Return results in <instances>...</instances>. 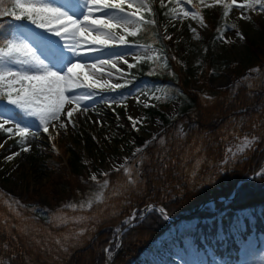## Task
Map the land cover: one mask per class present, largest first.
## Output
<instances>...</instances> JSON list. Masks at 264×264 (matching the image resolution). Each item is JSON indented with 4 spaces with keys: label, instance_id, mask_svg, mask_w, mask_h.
<instances>
[{
    "label": "trees",
    "instance_id": "obj_1",
    "mask_svg": "<svg viewBox=\"0 0 264 264\" xmlns=\"http://www.w3.org/2000/svg\"><path fill=\"white\" fill-rule=\"evenodd\" d=\"M144 1L148 10L143 12L136 35L129 39L150 44L163 54L164 66L155 70L151 81L181 99L184 113L180 119H185L188 128L183 131L176 121L165 120V129L156 139L144 143L136 138L140 149L128 171L121 169L98 181L78 175L73 154L74 177H61L54 185L62 190L67 209L59 206L55 213L76 212L81 215L76 216L77 222L47 220L22 200L0 190V264H105L104 249H111L115 229L134 209L147 206L162 207L178 221L169 224L155 209L148 212L116 241L120 244L112 250L111 264H140L152 254L164 255L166 244L172 250L178 244L189 264H202L204 259L196 255L198 252L204 254L208 264H222L226 259L235 264L243 261L247 244H254L257 252L261 250L264 39L247 40L249 56L245 63L230 64L234 83L215 89L210 84V72L222 61L212 56L210 44L221 33L223 14L212 8L202 10L210 33L201 62L199 90L192 91L191 71L181 65L175 44L162 33V24L176 17L177 0ZM150 70L151 65L144 62L138 69L130 68L147 78ZM144 110L148 116L158 113L151 106ZM258 171L256 177L239 184L236 197L227 201L240 180ZM211 199L223 200L216 201L212 209L208 205L193 213ZM182 222L186 225L181 226ZM184 241H190L193 247ZM157 264L164 263L157 260Z\"/></svg>",
    "mask_w": 264,
    "mask_h": 264
},
{
    "label": "rangeland",
    "instance_id": "obj_2",
    "mask_svg": "<svg viewBox=\"0 0 264 264\" xmlns=\"http://www.w3.org/2000/svg\"><path fill=\"white\" fill-rule=\"evenodd\" d=\"M48 2L77 19H82L87 11L83 0H48ZM130 2L135 7L141 8L140 13L145 10V4L140 0H130ZM245 2L246 0H237V4ZM9 4L10 0H0V13L18 12L15 6ZM175 8L176 17L162 25V33L166 39L171 37L179 51L181 65L191 71L189 88L197 91L201 62L206 53V39L210 33L203 19L202 10L212 8L223 14L224 7L223 4H216L215 0H205L204 3H201V0H190V2L182 0L175 5ZM183 10L198 12L203 23L192 20L191 16L184 17ZM126 11H133V9H126ZM132 21L128 27L135 30L138 19L133 17ZM223 21L224 26L220 35L210 44L212 56L222 61L221 66L215 65L210 72V84L215 89H225L234 83V73L230 64L245 63L249 56L247 40L262 41L264 39V12L258 7L254 11L247 9L241 11L234 5L229 10L228 16L223 15ZM193 28L196 29L195 32L192 31ZM116 34L119 36L122 33L117 30ZM0 35H4L2 44L7 39V41L27 45L33 56L49 71L58 74L67 73L68 67L75 62H80L85 65L83 72L87 73L91 79L99 81L95 89L73 86L72 92H66V99H70L71 103L65 105L58 119L49 121L47 133H44L37 116L28 114L6 98H0V119H7L29 130L27 136L22 137L12 123L0 128V190L22 200L37 213L44 215L47 220L56 219L59 223L77 222L79 219L76 216H81L74 214L76 212L73 211L55 213L59 206H64L60 209H67L68 203L63 201L65 198L62 190L59 188L56 190L54 185L61 180V177L64 179L74 177L73 174L76 172L73 173L74 167L71 160L73 154L76 157L78 175L91 181H98L109 173L121 169L128 171L132 158L136 155L137 149H140L136 138L143 139L144 143L149 142L153 137L156 138L165 129V120L176 121L178 128L183 131L188 128L185 119H180L184 113L181 99L168 95L163 85L159 83L153 85L151 81V78L155 76V70L164 66L163 54L154 47L128 43L126 45L112 44L108 48L87 45V48L96 47L101 50L97 53H89L85 50L81 55H75L65 47L61 37L37 27L27 19L15 20L11 15H0ZM224 37L229 39L225 40ZM67 42L72 41L68 38ZM117 57H124V59L118 60ZM101 59L114 62L116 67H112L111 64H98L100 71H96L91 65ZM141 60H145V64L152 67L148 74L149 79L137 81L138 75L130 72L129 65L138 69L137 63ZM0 70H28L31 73L36 69L30 64L25 65L9 58L0 63ZM109 72L111 75H108ZM113 83L121 87L113 90L110 88ZM149 106L154 107L158 113L148 116L144 108ZM70 110L73 113L72 117L67 116ZM129 116L137 117V119L130 121ZM8 128L12 129L11 134L6 131ZM33 132L37 133L35 137L32 136ZM22 145L27 146L29 151L24 152ZM9 156L12 159H6ZM93 176L96 177L95 180L92 179ZM59 201H62L60 205ZM209 208H214L213 204H209ZM142 213L143 211L134 213L135 219L131 221L133 214L123 219L115 229L114 237L120 229L127 226V223L130 227H127L125 231L137 225L147 214L142 215ZM120 240L113 239L111 249L108 247L104 249L105 261L107 258L110 262L112 250L120 244H116V241ZM160 241L163 242V240ZM184 244L192 247L189 241ZM177 249L176 246L173 251L166 244L163 258L175 261L185 258L183 264H189L185 256L176 254ZM197 255L204 259L202 264H208L202 252H198ZM163 258L155 253L140 264H157V260L164 263ZM166 264L170 263L166 262ZM222 264L232 263L224 260ZM237 264H264V245L257 253L254 244H247V250L243 252V261Z\"/></svg>",
    "mask_w": 264,
    "mask_h": 264
},
{
    "label": "snow or ice",
    "instance_id": "obj_3",
    "mask_svg": "<svg viewBox=\"0 0 264 264\" xmlns=\"http://www.w3.org/2000/svg\"><path fill=\"white\" fill-rule=\"evenodd\" d=\"M180 2L181 0H177L178 4ZM204 2L205 0H201V3ZM83 3L87 11L82 19H77L61 8L52 6L48 0H14V6L18 12H5L0 15H11L15 20L27 19L37 27L53 32L64 40L65 47L75 55H81L85 50L89 53H97L101 50L96 47L87 48V45H100L104 48H108L112 44L126 45V37L136 35V31L128 27L133 22L132 18L143 19L138 15L141 8L135 7L130 0H83ZM215 3L223 4L224 16H228L229 10L234 5L241 11L245 9L254 11L258 7L260 11L264 12V0H246L245 3L240 4H237V0H230V2L215 0ZM126 9H133V11H126ZM183 16H191L192 20H199L203 23L196 11L183 10ZM117 30H120L122 34L117 36ZM192 31L195 32L196 29L193 28ZM68 38L71 39V43L67 42ZM167 38L171 39L170 36ZM224 39L229 38L224 37ZM9 58L25 65L30 64L36 70L31 73L28 70H0V98H6L28 114L37 116L43 126L44 133L49 131V121L58 119L65 105L71 103L70 99H66V92H72L73 86L95 89L99 84L98 80L91 79L87 73L83 72L85 65L80 62H75L68 67L67 73L58 74L49 71L33 56L27 45L6 41L4 46L0 47V63ZM117 59L123 60L124 57H117ZM98 64H111L112 67H116V64L108 59L98 60L91 67L100 71V68L97 67ZM78 69L80 71H77ZM108 75L111 73L109 72ZM120 87L121 85L115 83L110 85L113 90ZM85 111L87 110L85 109ZM72 114L71 110L67 112L68 117H72ZM129 119L135 121L137 117L129 116ZM9 123L18 129L20 136H27L28 129L7 119H0V128ZM6 131L9 134L12 133L11 128ZM36 135L37 133H32L33 137ZM153 139L156 138L153 137ZM22 148L24 152L29 151L27 146L22 145ZM138 151L139 149H137ZM6 159L10 160L12 157L9 156ZM92 179L95 180L96 177L93 176ZM153 210L151 206L148 208V211ZM159 212L166 218L164 208H159ZM133 219H135V214H133Z\"/></svg>",
    "mask_w": 264,
    "mask_h": 264
},
{
    "label": "water",
    "instance_id": "obj_4",
    "mask_svg": "<svg viewBox=\"0 0 264 264\" xmlns=\"http://www.w3.org/2000/svg\"><path fill=\"white\" fill-rule=\"evenodd\" d=\"M245 181H246V180H240V181L238 182V184H239V183H243V182H245ZM236 191H237V190H236V188H235L234 191H233V196H232V198H234V197L236 196V193H237ZM213 201H215V200L208 201V202L202 204V206H205V205H207L208 203L213 202ZM153 208H156V209H157V207H154V206H153ZM158 210H159V209H158ZM127 226H130V224H128ZM119 234H121V232H120ZM106 261H107V264H110V262H109L108 259H107Z\"/></svg>",
    "mask_w": 264,
    "mask_h": 264
},
{
    "label": "bare ground",
    "instance_id": "obj_5",
    "mask_svg": "<svg viewBox=\"0 0 264 264\" xmlns=\"http://www.w3.org/2000/svg\"><path fill=\"white\" fill-rule=\"evenodd\" d=\"M57 3V2H56ZM6 65V64H5ZM112 167V166H111Z\"/></svg>",
    "mask_w": 264,
    "mask_h": 264
}]
</instances>
